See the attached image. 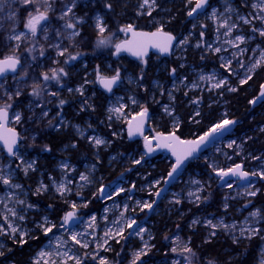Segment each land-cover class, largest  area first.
Wrapping results in <instances>:
<instances>
[{
  "label": "rangeland",
  "instance_id": "obj_1",
  "mask_svg": "<svg viewBox=\"0 0 264 264\" xmlns=\"http://www.w3.org/2000/svg\"><path fill=\"white\" fill-rule=\"evenodd\" d=\"M50 2L54 11L49 12V19L41 22L35 37L29 35L21 41L8 39L13 24L8 16L15 10L20 21L16 25V33L26 32L23 21L28 12L15 0H6L0 5L3 7L0 12V59L15 50L22 63L17 74L0 80V84L4 85L3 89H0V107L11 105L8 109L11 113V127L19 132L21 138V148L17 152L19 159L17 156H7L4 148L0 146V169H3L2 174L5 176L11 174L13 184H20L22 187L9 188L0 183V199H3L8 207H15L18 211L23 206L15 203L17 198L24 200L25 205H34L33 208H26L24 212L19 213L25 216L24 221H14L18 227L39 236V240H44L39 246L35 245L39 240L28 241L27 244L32 250L27 264H35L41 250L53 251L52 258L60 264V258L56 257L54 252L55 239L52 240V249H49V237L43 236L36 228V222L48 217L50 221L59 224L64 214L72 211L70 204L73 202L78 205L76 216L81 219V224L67 231L61 229L56 235L67 239L68 232L91 233L92 235L85 237L90 241L88 249L80 248L79 245L73 248L77 255L83 256L85 252L90 254L85 264H99L100 258H106L109 264H132L135 253L141 249L147 254L142 255L136 264H188L186 259L183 260V255L187 253L184 248L190 247L189 240L182 234L185 230H188V233L192 231L205 234L208 241L224 238L233 243L234 239L235 243L257 240L260 246L255 264H261L264 259V239H261L264 237V180L257 175L252 183L244 185L240 180L234 179L228 183L232 186L228 187V184L222 183L217 172L227 171L237 164L242 165V170L249 174L264 172V150L257 147L259 135L264 134V104L259 106L257 111L259 119L263 120L261 126H256L251 131L246 130L247 128H242V131L235 130L228 138L217 142L195 161L159 203L156 202V193L161 191L168 177L162 168L170 165L171 169L173 158L165 152L148 156L144 140V137L153 139L157 133L166 135L168 133L164 130L172 132L177 124L179 129L181 120L178 111L184 115L193 114L197 119L195 123H200L198 118L203 109L216 107L217 120L209 128L224 119L233 120L230 110L227 109L226 96L248 86L251 80L264 70V66H261L254 72L248 71L261 59V52H264V37L258 32L253 33L252 27L261 28L264 25L259 20H254L250 25L239 19L252 18L249 14L258 10L253 9L251 5L257 0H213L206 13L194 20L189 19L190 25L178 36L170 58L151 56L145 62H137L135 64H140L143 68L138 74L126 73L123 70L132 60L130 56L121 55L118 59L114 57V44L127 39V35L119 29L133 24L140 30L138 24L143 21L150 27L145 31L154 32L158 27L166 31L168 15L176 12L189 18L187 13L195 6V0L191 4L188 0H156L151 16L137 14L142 11L138 7L142 0H76L74 16L70 18L75 20L80 17L84 22L77 25L80 35L72 40L67 39L72 30L64 29L65 21L59 19L69 0ZM108 3L112 5L111 9L106 7ZM27 8L35 14L33 5H28ZM114 10L120 18L126 19L117 31L110 29L106 23L108 11ZM213 10L216 12L215 17L212 15ZM97 15L102 17L107 27L105 35L112 37V43L109 45L97 47ZM222 15H225L224 18ZM225 20L229 26L234 23L238 25L230 36L225 35L226 29L220 27ZM57 32H60V35H57ZM235 35H243L246 38L240 47L245 50L243 53L232 49V45L228 43ZM221 39L226 44L219 47L221 51L217 53L214 49L218 46L213 44ZM183 40H187V43H179ZM16 44L20 45L18 49ZM197 44L201 46L197 47ZM29 49L31 51H28ZM64 49L67 50L65 54L58 55V52ZM41 51L43 55L40 54ZM71 56H76V59H70ZM93 57L98 62L92 61ZM229 60L230 68L222 67ZM61 68L67 75L61 74L59 83L55 80H43V74L51 75L52 70L59 71ZM172 69H176L175 73ZM117 70L122 85L109 96L104 119L97 122L98 115L93 100L95 88H99L98 75L112 77ZM248 75L252 78L246 84H241L240 81ZM201 76L204 79H201ZM224 79H227L224 87H213L217 81ZM37 85L41 91L39 97L32 95L33 88ZM228 87H235L237 91H229ZM78 88L83 94L76 91ZM252 89L253 87H248V90ZM17 90L20 92L18 96L15 94ZM52 92L56 95H51ZM132 99L137 103L133 104ZM60 100H64L65 104L60 106ZM121 105L123 108L119 118L116 113L109 112L110 108H119ZM251 106L253 109L252 103ZM143 107L148 108L147 133L132 140L128 135L127 121L137 116ZM165 107H168L172 115L165 112ZM42 111H47L48 115L42 117ZM197 111L199 116H195ZM17 113L20 114L19 121L15 119ZM234 121L238 127L241 125L238 120ZM51 135L65 137L66 140L54 152L46 145ZM93 137L103 139L106 143L96 147L89 140ZM263 141L264 138H261V142ZM229 144H232V147H229ZM45 146L50 150H45ZM88 150L92 151L91 157L84 160ZM74 152L79 153L77 159H80V164L73 161L76 157ZM21 160L24 163H21ZM137 160H140L139 164L135 163ZM33 161L35 170L30 169L25 174L24 168ZM65 163L68 165L67 170L61 167ZM81 174L89 176V182L80 181ZM53 181L56 184L71 181L68 186L72 194L60 197L55 191ZM41 183L47 185L48 190L36 194V189ZM101 187L104 192L108 190L103 200L99 194ZM250 191L256 192V195H248ZM9 192L14 194L12 200L8 199ZM77 192L80 193L79 196L75 195ZM86 198L89 200L86 201ZM46 201L56 202V210L52 206H44ZM91 202L98 207V211L89 213ZM146 203L152 204V208L142 207ZM84 204H87V207H84ZM257 210L260 211L261 217H251L250 213ZM3 213L5 209L0 205V214ZM62 213L63 216H60ZM93 216L96 218L94 223ZM131 219H135L136 225L133 228H125L124 239H109L107 251L104 247L97 248V244L103 245V240L107 238L105 232L115 233ZM116 221H119V224L114 223ZM193 221L197 223L194 224ZM208 221L217 227H210ZM221 222L229 225V228L226 230L220 226ZM0 223L3 221L0 220ZM90 223H93L92 228L89 227ZM232 225H235V228ZM250 227H259L261 231L258 235L246 231L245 235L241 236V229ZM139 229L144 231L136 235ZM213 231L214 236L211 235ZM249 235L251 238H248ZM93 237L95 242H91ZM11 244L22 246L14 242L10 235H0V251L4 253L0 256V264H14L11 261L4 262L10 253ZM157 248H164L162 256L166 259L153 263L154 257L160 255L159 251H155ZM92 255L96 256L95 260L91 259Z\"/></svg>",
  "mask_w": 264,
  "mask_h": 264
},
{
  "label": "snow or ice",
  "instance_id": "obj_2",
  "mask_svg": "<svg viewBox=\"0 0 264 264\" xmlns=\"http://www.w3.org/2000/svg\"><path fill=\"white\" fill-rule=\"evenodd\" d=\"M6 2V0H0V5H3ZM16 3H19L22 5L25 9V11L28 12V15L26 19L23 21V27L26 29V32H19L16 33V25L20 22L17 13L15 10H13L9 16L8 19L13 22L11 27V32L8 36L9 40H15V41H21L27 36L35 37L37 35L38 27L41 25V22L47 21L49 19V12L54 11L52 8V2L50 0H15ZM188 3H193V0H188ZM208 3V0H195V6L188 11L187 15L189 17H192L195 13H197L198 10L203 9L204 6ZM33 5V11H28L27 6ZM76 6V0H69V3L65 5L64 9L61 11V14L59 16V19L62 21H65L63 28L64 29H71L72 31L68 33L67 39L72 40L73 38L80 35L79 30H77V25L83 23V18L76 17L75 20H72L70 17L74 16L73 9ZM156 6V0H142V3L139 4V9L142 11L138 12V15L146 14L148 16L152 15V12L155 10ZM106 7L111 9L112 5L110 3L106 4ZM253 9L258 10L254 14H249L252 18L249 19L248 17H239V19L244 24H253L254 20H259L262 25H264V0H257L256 3H253L251 5ZM43 8V10H41ZM146 10V11H145ZM3 11V7L0 6V12ZM213 17L216 16L215 10H213L212 13ZM69 18V19H66ZM95 28L97 30V47L100 46H106L112 43V37L111 35H105V33L108 31L107 27L99 15L95 18ZM195 27V25H194ZM220 27H223L226 29L225 35H231L233 30L238 27L237 24H232L229 26L227 21H224L221 23ZM120 32H123L125 34H130L131 38L126 39L122 42L115 43L114 49L115 54L119 55L121 52H128L132 56H135L137 58H140L143 60V57L147 55V51L149 48H155L160 53H169L172 49L173 42L176 40V37L173 36L171 33L164 32L162 27H158L156 31L154 32H143V31H137L136 27L133 24H127L124 27L119 29ZM252 32L256 33L258 32L261 37H264V27L256 28L252 27ZM57 35H60V32H57ZM201 36H203V32H201ZM46 38V37H45ZM246 38L243 35H235L234 38L230 39L228 41L229 44H231L234 48L238 49L241 53H243L245 50L240 48L241 44L245 43ZM179 43H187V40L180 41ZM197 47H200V44L196 45ZM20 47L19 44H16V48L18 49ZM56 47H59L56 45ZM211 47V46H209ZM28 51H31L29 49ZM66 49L60 50L58 52V55L63 56L65 54ZM215 52L219 53L221 51V48L217 47L214 49ZM43 55V51L40 53ZM203 58V57H202ZM70 59L75 60L76 56H71ZM223 59V57H221ZM262 61H264V52H261V59L257 60L255 64H253L248 71L254 72L256 68H259L261 66H264L262 64ZM20 64L19 57L15 54V50H13L12 54L4 56L3 59H0V76H3L6 72H13L15 73L17 71V66ZM231 61L229 60L227 64L222 65V67L230 68ZM176 69H172V72L175 73ZM61 74L67 75V73L64 72L63 68L57 70H52L51 75L45 73L43 74V80L49 81V80H55L57 83H59ZM213 77H209V79H212ZM252 77L251 75L246 76L245 79H242L240 81L241 84H246L248 80H250ZM120 79V73L117 70L116 74L112 77H106L103 75H98L99 82L103 85V87L111 92L112 87L114 84L117 83V81ZM201 79H204L203 76H201ZM227 84V79L219 80L217 81L213 87L214 88H221L224 87ZM4 85L0 84V89H3ZM195 87V85H193ZM69 91H72V89H68ZM229 91L235 92L237 89L235 87H228ZM77 92H81V89H76ZM17 96L20 95L19 90L15 93ZM41 94V91L39 90V85L33 88L32 95L39 97ZM51 95L55 96L56 93L52 92ZM171 95V94H170ZM260 97H264V90L261 91ZM260 97H257L259 99ZM9 100L11 99V95H9ZM174 99V97H172ZM194 103H199L198 101H193ZM256 101H251V103H255ZM132 103L135 104L137 101L135 99H132ZM65 104L64 100L59 101V105L62 106ZM39 106V105H38ZM11 107L10 104H5L4 106L0 107V142H2L3 147L7 150V153L9 156H17L19 159L18 153H17V144L18 140L20 139L19 133L16 132L14 128L8 127V109ZM122 108L123 105L119 108H110L109 112H114L117 114V117L122 114ZM165 112L168 115H172V112L168 109V107H165ZM42 117H46L48 115L47 111H42L41 113ZM200 113L197 111L195 113V116H199ZM148 118V108L143 107L142 110L137 114L136 117H133L132 120L127 121L128 123V135L129 137H132L137 134H142L144 129V124ZM16 121L20 120V114L17 113L15 115ZM111 119V117H109ZM193 120H195V117H193ZM197 123L199 121H196ZM52 121H49V125H51ZM236 122L234 120L224 119L219 123H216L211 128L208 129V131L204 132L202 136H200L198 139L193 140H182L180 136L176 134L178 130V124L173 129L172 132L165 135L164 133H157L156 136L153 138L156 141V146L159 148H167L172 152V155L175 156V163L173 164L171 171L168 172V177L171 178L177 171L180 169L182 164L187 160L189 157H192L195 152H197L201 145H205L212 137L216 136L219 133L224 132L226 129L229 128L230 125L235 124ZM77 131L79 129L77 128ZM83 135V133H81ZM90 143H92L94 146L99 147L106 142L103 139L100 138H89ZM145 140V148L150 153L154 151L152 147V141L149 140L148 137H144ZM234 143V142H233ZM75 147V144L73 145ZM229 147H232V144H229ZM45 150H50L45 146ZM21 163H24L21 160ZM135 163L139 164L140 160L135 161ZM35 162H30L26 165L24 168L25 174L31 169L35 170L34 167ZM61 167L64 170L68 169V165L65 163L61 165ZM3 169H0V183L3 185L8 186L9 188H15L20 189L22 186L20 184H13L12 180L10 178L11 174L9 173L8 176H5L2 174ZM252 176L259 175L260 179L264 180V172L251 173ZM217 176H219L221 179L228 176H237L242 180H247L250 176V174L247 171L242 170V165L237 164L234 168H229L227 171L220 170L217 172ZM80 181L83 182H89V176L81 174L79 177ZM167 182V181H165ZM55 185V191L59 194L60 197H65L66 195L72 194L71 188L68 186L71 181H68L67 183L61 182L59 184H56L55 181H53ZM159 183V181L157 182ZM231 184H228V187H231ZM48 186L44 185L43 183L40 184L39 187L36 189V194H40L42 191H47ZM99 194L103 196L104 194V188L101 187L99 190ZM250 196H255L256 192L250 191L247 193ZM75 195L79 196L80 193L77 192ZM157 196L160 195V192L156 193ZM189 195H192V193H189ZM14 198V194L9 192L8 199L12 200ZM199 199V197H197ZM179 203V201H176ZM15 203L18 205H21L23 207L19 208V211L15 207H8L6 203H4L3 199H0V205H2L5 209V213L0 214V220L3 221V223H0V235H10V237L14 240V242H18L21 245L27 244L29 240H39V236L33 235L31 232L25 231L24 229L18 227L14 221H24L25 216L20 215V212H24L25 209H31L34 207L32 204L25 205L24 200L22 199H16ZM84 207H87V204L83 205ZM70 207L72 208V211H68L64 214V216L61 219V222L59 224L54 223L48 219V217H44L39 222H36V228L40 230V232L45 237H49L48 241V248L52 249V240L55 239V256L60 258V264H85V260L89 258V253L85 252L83 256L77 255L75 252H73V248L76 245H79L80 248L88 249L90 241H87L85 237L92 235L91 233H81V232H68L67 233V239H61L60 236L56 235V233L60 232L61 229L67 231V225L70 221H73L74 218H76V209L78 205L73 202L70 204ZM142 207H146L148 209L152 208V204H144ZM225 208H227V205H225ZM123 215V213H122ZM250 216L253 218H260L261 213L259 210L254 211L250 213ZM95 216L92 217V222L95 221ZM93 223L89 224V227H93ZM116 224H119V221L114 222ZM193 223H197V221H193ZM257 223H259V219H257ZM207 224L212 227L216 228L217 225H213L211 221H208ZM136 225L135 219H131L125 222L123 227H120L118 231L115 233L108 231L105 232L106 239L103 240V245L97 244V248L104 247L105 251L108 249V243L109 239H115L116 237H120L121 239H124V230L125 228H133V226ZM226 230L229 228V225L223 224L221 222V225ZM233 228H235V225H232ZM144 231L143 229H139L136 231V235H140L141 232ZM248 232L250 234H259L261 229L259 227H250L248 229H241V236L245 235V232ZM51 234V236H50ZM211 235H215V232L213 231ZM248 238H251V235L248 236ZM141 239H143V236H141ZM261 239H264V237H261ZM95 242V237H93V241ZM119 243V240L116 241ZM234 239V243H235ZM147 242H145V248H147ZM175 251V249H173ZM185 252L192 253V249L190 247L184 248ZM147 253L141 249V251L135 253V259L132 261V264H136V261L140 260L142 255H146ZM4 255L2 251H0V256ZM38 259L35 261V264H57V260L53 259V251H45L41 250L38 254ZM47 257V258H46ZM46 258V259H45ZM91 259L95 260L96 256L92 255ZM99 264H109L108 260L106 258H100ZM191 264V262H189ZM208 264H214L213 261H208ZM261 264H264V259H262Z\"/></svg>",
  "mask_w": 264,
  "mask_h": 264
},
{
  "label": "trees",
  "instance_id": "obj_3",
  "mask_svg": "<svg viewBox=\"0 0 264 264\" xmlns=\"http://www.w3.org/2000/svg\"><path fill=\"white\" fill-rule=\"evenodd\" d=\"M104 9V7H103ZM105 11V10H104ZM126 21L123 18L118 16V12L108 11L106 23L110 29L113 31H117L122 23ZM166 23V31L174 34L176 38L180 36L183 32H185L189 25V18L183 13L173 12L168 15ZM138 28L140 30H148L150 29L149 25L140 21L138 24ZM98 62L93 57V60ZM116 61H114L115 63ZM134 60H130L128 64H126V68H124V72H131L134 74H138V71L143 70L142 66ZM141 63V62H140ZM264 83V70H262L256 77L251 80L248 86L241 87L236 93L230 94L226 96L227 109L231 112V118L233 120H238L240 122V126L236 129V131H242V128H247L246 130H253L256 126H261L263 124V120H260L257 111L259 107L251 106V101H253L260 93L261 86ZM248 87H253L250 91ZM96 89L95 98L93 100V106L96 109V113L98 115L97 122H100L104 119V112L106 109L107 101L109 96L103 93L98 87ZM253 104V103H252ZM217 108H204L202 114L198 118L201 122L195 123L193 120V114L184 115L178 111V115L180 116L181 125L177 130V135L180 138L185 140H193L198 139L200 136L204 134V132L208 131L209 127L215 123L217 120ZM93 116V114H91ZM165 133H170L169 130H164ZM261 138H264V134H260L258 137V149L264 150V141L261 142ZM66 142L65 137H60L58 135H51L47 140L46 145L53 150V152L61 147ZM80 146V145H79ZM91 150L84 155V160L91 157ZM76 157L73 158V161L76 163H81L80 159H77L78 152H74ZM165 174L170 172V165L162 168ZM86 201L89 199L86 198ZM43 203V202H42ZM44 206H52L56 210V202L46 201L43 203ZM98 211V207L94 206V202L90 203L89 213ZM65 213V212H64ZM63 216V213L60 215ZM55 217V216H54ZM184 238H187L190 242V248L192 249V253H186L183 255V260L191 262V264H208V261H213L214 264H255L257 262V257L259 254V246L260 243L257 240L251 241H242L238 243H233L229 239H212L206 240L205 234L198 232H190L185 230L182 232ZM43 239L36 242V246L41 245L43 243ZM10 253L8 254V258L4 260V262L11 261L14 264H27L28 259L30 257V252L32 247L28 244L26 245H10ZM161 247V246H159ZM155 251H159V256L154 257V262L164 261L166 258L163 255L164 248H157Z\"/></svg>",
  "mask_w": 264,
  "mask_h": 264
},
{
  "label": "water",
  "instance_id": "obj_4",
  "mask_svg": "<svg viewBox=\"0 0 264 264\" xmlns=\"http://www.w3.org/2000/svg\"><path fill=\"white\" fill-rule=\"evenodd\" d=\"M212 1L213 0H208V3L204 6V8L198 10L197 13H195L192 17H189V19L190 20H194L199 15H202V14L206 13V11L208 10V8L211 6ZM137 31L151 32V31H145V30H137ZM164 32L170 33L168 31H164ZM126 35H127V39H130L131 38L130 34H126ZM172 35L175 36L174 34H172ZM176 43H177V38L173 42L172 49H171V51L169 53H160L155 48H149L148 51H147V55L143 57V60H141L140 58H137L135 56H132L128 52H121L119 55H116L114 53V57H115V59H118L121 55H127V56H130L132 58V60H134L136 62H145L151 56H159V57H162L163 59H168V58H170L173 55L174 49H175V46H176ZM21 67H22V63L20 62V64L17 66V71L15 73H13L11 71L6 72V73H4L3 76H0V80L6 78L8 76H13V75L17 74V72L19 71V69ZM121 85H122V79L120 77V79L117 81V83L113 85L112 91L109 92L99 82L100 89L102 91H104L105 93H107L108 95H111L114 92H116L120 88ZM262 90H264V83L261 86L260 93H261ZM260 93H259V95L257 97H260ZM257 97L254 99L256 101L255 103H253V107L254 108L255 107H259V106H261V105L264 104V97H260L259 99H257ZM8 115H9V120H8V125L7 126L8 127H11V114H10L9 111H8ZM148 122H149V115H148V118H147V120H146V122L144 124V129H143L142 134H137V135H134V136H132L130 138L132 140H136V139H139V138L145 136L146 133H147V125H148ZM237 127H238V124L237 123L232 124L224 132L219 133L216 136L212 137L205 145H201L200 149L197 152H195L192 157H189L187 160H185V162L182 164V166L177 171V173H175L173 175V177H171V178L167 177V179H166L167 182H165L164 186L162 187V189L160 191V195L157 197V201L156 202L159 203L167 195V193L172 189V187L176 184V182L181 179V177L184 175V173L195 163L196 160H198L201 157L202 154L206 153L217 142H220V141L228 138L230 135H232L235 132V130L237 129ZM16 132L19 133L17 130H16ZM182 140H185V139H182ZM151 141H152V147H153L154 151H152L150 153L147 151L148 156H154V155H156L158 153L165 152L167 155H169V156H171L173 158V164L175 163V156L172 155V152L169 149L157 147L156 146L155 139H151ZM0 146L2 148H4L2 142H0ZM20 148H21V138L18 140L17 152L20 150ZM4 150H5L6 155L9 156L8 153H7V150L5 148H4ZM9 157H12V156H9ZM234 179L240 180L244 185H247V184H250V183L253 182L254 176H252L250 174V176H249V178L247 180H242V179H240L237 176H228V177H224L222 179V183L223 184H228L230 181H232ZM107 191L108 190H106L104 192L103 196H101V200H103L106 197ZM81 222H82L81 219L76 216V218H74L73 221H70L69 224L66 227H67V229H74V228L78 227L81 224Z\"/></svg>",
  "mask_w": 264,
  "mask_h": 264
},
{
  "label": "bare ground",
  "instance_id": "obj_5",
  "mask_svg": "<svg viewBox=\"0 0 264 264\" xmlns=\"http://www.w3.org/2000/svg\"><path fill=\"white\" fill-rule=\"evenodd\" d=\"M224 16H225V15H222L223 18H224ZM225 21H226V20H225ZM224 29H225V28H224ZM235 34H237V33L235 32ZM224 44H226V42H225L224 40L221 39V40H219L218 42H216L215 44H213V46H216V47H217V46H218V47H223ZM241 46H243V44H241L240 47H241ZM232 49H236V48H234V47L232 46Z\"/></svg>",
  "mask_w": 264,
  "mask_h": 264
},
{
  "label": "flooded vegetation",
  "instance_id": "obj_6",
  "mask_svg": "<svg viewBox=\"0 0 264 264\" xmlns=\"http://www.w3.org/2000/svg\"><path fill=\"white\" fill-rule=\"evenodd\" d=\"M99 89H100V87H99ZM101 90V89H100ZM102 91V90H101ZM103 93H105L104 91H102ZM105 94H107V93H105ZM108 95V94H107ZM112 95V94H111ZM108 96H110V95H108ZM11 114V113H10Z\"/></svg>",
  "mask_w": 264,
  "mask_h": 264
}]
</instances>
